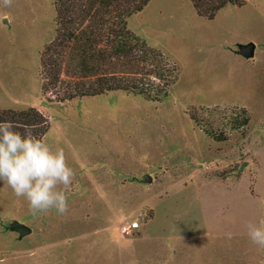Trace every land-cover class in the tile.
Listing matches in <instances>:
<instances>
[{
  "label": "rangeland",
  "instance_id": "obj_1",
  "mask_svg": "<svg viewBox=\"0 0 264 264\" xmlns=\"http://www.w3.org/2000/svg\"><path fill=\"white\" fill-rule=\"evenodd\" d=\"M4 16L0 108L45 112L43 140L75 177L63 215L33 214L0 182V264H264L244 230L264 219V0L213 18L192 0L132 14L128 27L178 67L159 101L115 90L47 102L40 53L55 33L53 0H13ZM250 41L253 56L235 51ZM240 107L250 119L237 126ZM15 221L31 232L20 237Z\"/></svg>",
  "mask_w": 264,
  "mask_h": 264
},
{
  "label": "trees",
  "instance_id": "obj_2",
  "mask_svg": "<svg viewBox=\"0 0 264 264\" xmlns=\"http://www.w3.org/2000/svg\"><path fill=\"white\" fill-rule=\"evenodd\" d=\"M149 0H53L55 33L40 53L41 91L47 102L61 103L77 97L115 90L159 101L178 78V67L161 50L149 45L128 27V18ZM247 0H192L196 12L213 18L226 5ZM237 126L250 117L240 107ZM194 120L196 117L191 114ZM13 121L23 134L29 126L43 139L49 116L36 106L0 108V121ZM208 134L215 139L223 135Z\"/></svg>",
  "mask_w": 264,
  "mask_h": 264
},
{
  "label": "clouds",
  "instance_id": "obj_3",
  "mask_svg": "<svg viewBox=\"0 0 264 264\" xmlns=\"http://www.w3.org/2000/svg\"><path fill=\"white\" fill-rule=\"evenodd\" d=\"M12 3L13 0H0V6L5 8ZM17 127L13 121H0V182L10 187L16 197H23L33 214L51 210L66 214V193L75 171L68 165L64 150L53 149L36 138L29 126H24L23 134L15 130ZM244 230L252 244L264 248V219L245 222Z\"/></svg>",
  "mask_w": 264,
  "mask_h": 264
},
{
  "label": "water",
  "instance_id": "obj_4",
  "mask_svg": "<svg viewBox=\"0 0 264 264\" xmlns=\"http://www.w3.org/2000/svg\"><path fill=\"white\" fill-rule=\"evenodd\" d=\"M255 47L256 45L252 41L247 42V43H239L238 48L235 51L243 55L244 57H251L255 53ZM10 227L16 229L20 237L31 232L30 227L18 221H15L12 225H10Z\"/></svg>",
  "mask_w": 264,
  "mask_h": 264
}]
</instances>
